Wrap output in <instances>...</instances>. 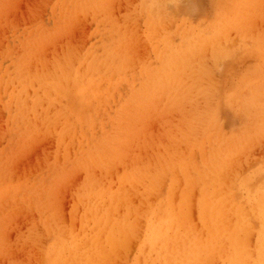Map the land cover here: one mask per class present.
<instances>
[{
	"label": "rangeland",
	"instance_id": "obj_1",
	"mask_svg": "<svg viewBox=\"0 0 264 264\" xmlns=\"http://www.w3.org/2000/svg\"><path fill=\"white\" fill-rule=\"evenodd\" d=\"M263 211L264 0H0V264H259Z\"/></svg>",
	"mask_w": 264,
	"mask_h": 264
},
{
	"label": "bare ground",
	"instance_id": "obj_2",
	"mask_svg": "<svg viewBox=\"0 0 264 264\" xmlns=\"http://www.w3.org/2000/svg\"><path fill=\"white\" fill-rule=\"evenodd\" d=\"M177 81V80H176ZM34 83V82H33ZM221 165V164H220ZM219 165V166H220ZM225 165V164H224ZM209 167H210V165H209ZM216 167V166H215ZM212 169V168H211ZM214 171H216V170H214ZM227 172V171H226ZM214 173V172H213ZM220 173V172H219ZM224 173V172H223ZM223 177V176H222ZM221 177V178H222ZM219 178V177H218ZM220 178V179H221ZM220 182V181H219ZM204 184V183H203ZM207 193V192H206ZM216 193V192H215ZM214 193V194H215ZM214 194H211L212 196L214 195ZM218 194H220V193H218ZM215 197V196H214ZM211 198V197H210ZM223 200V199H222ZM226 202H224V204H225ZM259 203V202H258ZM263 203V202H262ZM214 207H215V205H214ZM254 207V206H253ZM256 207V206H255ZM257 207H258V205H257ZM259 207H260V204H259ZM237 208V207H236ZM239 208V207H238ZM240 209V208H239ZM243 208H241L240 210H242ZM257 209V208H256ZM199 211V213H201L202 215H201V217L202 218H204V219H206L207 220V218H206V198H205V196L202 198V201L200 202V204H199V209H198ZM225 210V209H224ZM236 210V209H235ZM248 210V209H247ZM254 210V208L252 209V211ZM118 211V210H117ZM221 211H223L222 209H221ZM243 211V210H242ZM249 211H250V209H249ZM219 212V211H218ZM217 212V213H218ZM243 212H245V211H243ZM254 212V211H253ZM264 212V211H263ZM241 214H242V212H240ZM219 214V213H218ZM224 214V213H223ZM244 214V213H243ZM245 214H247V213H245ZM211 215V214H210ZM212 215H213V213H212ZM258 215V214H257ZM247 216H249V215H247ZM264 216V215H263ZM200 217V218H201ZM251 218V217H250ZM253 218V217H252ZM202 220V219H201ZM211 220V219H210ZM215 220H217V221H219V219L217 218V219H215ZM209 221V220H208ZM211 221H213V220H211ZM262 221H264V220H262ZM180 222V221H179ZM178 222V223H179ZM204 222V221H203ZM205 222H207V221H205ZM141 223V222H140ZM217 223V222H216ZM226 223V222H225ZM264 223V222H263ZM218 225V224H217ZM261 225L262 226H264L262 223H261ZM205 226H207V224L205 223ZM209 226V225H208ZM208 226L206 227V228H208ZM227 226V225H226ZM261 226V227H262ZM154 227H156V225L155 226H151L150 225V229H149V233L147 234V236H146V242L148 243V245L149 246H151V247H154V246H160L161 248L160 249H162V248H167L168 247V244H161V240H167L168 239V236H167V230H168V228H166L164 231L161 229V228H154ZM217 227V226H216ZM125 228V227H124ZM217 228H219V227H217ZM216 228V229H217ZM254 228V227H253ZM255 228H256V226H255ZM195 229V228H194ZM208 230H209V228H208ZM113 238H111V240H112ZM128 239V238H127ZM76 240V239H75ZM264 240V239H263ZM196 241V240H195ZM202 242H203V240H202ZM198 243V242H197ZM211 243H213V241H211ZM74 244H75V242H74ZM71 247H73V244L72 245H68V247H67V249H69V248H71ZM97 248V247H96ZM117 248V247H116ZM118 249V248H117ZM155 249V248H154ZM203 249V248H202ZM106 253V252H105ZM104 253V254H105ZM109 253V252H108ZM251 253V252H250ZM259 253V252H258ZM106 255V254H105ZM104 255V256H105ZM151 255H152V253H151ZM98 256V255H97ZM111 256V255H110ZM101 257H99V259H100ZM98 259V258H97ZM99 259H98V261H99ZM106 259V258H105ZM109 259V258H108ZM242 259V258H241ZM240 259V260H241ZM72 260V259H71ZM235 260V259H234ZM237 261V260H236ZM100 262V261H99ZM168 262V261H167ZM167 262L165 263V264H167ZM75 264V262H73V261H70L69 260V258L68 259H66V260H61V257H59V258H57V260H54V262L52 263V264ZM92 263V262H91ZM90 263V264H91ZM95 263V262H94ZM93 263V264H94ZM101 263V262H100ZM197 264H198V262H196ZM203 263V262H202ZM241 263V262H240ZM82 264H88V261H86V262H83ZM109 264V263H108ZM120 264V263H119ZM204 264V263H203ZM236 264V263H235ZM244 264V263H243ZM248 264V263H247ZM254 264H257L256 263V261H255V263ZM259 264H264V259L263 258H261L260 259V263Z\"/></svg>",
	"mask_w": 264,
	"mask_h": 264
}]
</instances>
